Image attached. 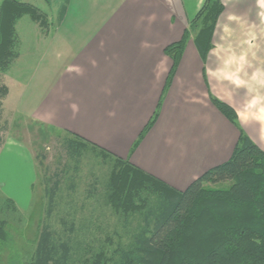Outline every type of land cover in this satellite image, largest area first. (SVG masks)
<instances>
[{
    "label": "crops",
    "instance_id": "1",
    "mask_svg": "<svg viewBox=\"0 0 264 264\" xmlns=\"http://www.w3.org/2000/svg\"><path fill=\"white\" fill-rule=\"evenodd\" d=\"M102 1L107 14L90 24L95 29L77 62L66 65L29 116L75 132L178 189L227 160L237 141L239 130L210 93L233 107L242 130L264 150V0H221L205 59L190 34L165 89L172 60L164 47L180 39L204 0ZM64 26L65 18L55 38H64ZM158 102L156 121L131 150Z\"/></svg>",
    "mask_w": 264,
    "mask_h": 264
},
{
    "label": "trees",
    "instance_id": "2",
    "mask_svg": "<svg viewBox=\"0 0 264 264\" xmlns=\"http://www.w3.org/2000/svg\"><path fill=\"white\" fill-rule=\"evenodd\" d=\"M222 10L221 0H204L180 39L164 47V53L172 60L164 89L173 77L190 34L205 59ZM24 15L41 27L48 23L45 12L29 2L0 0V78L18 56L16 23ZM7 91L6 84L0 81V116ZM209 99L237 127L239 135L227 160L206 169L183 189L75 132L61 129L63 135L58 140L65 158L61 168L43 178L47 215L51 218L58 209L61 211L57 195L63 176L71 169L78 172L89 151L97 162L108 165V172L103 182L91 172L94 179L86 191L89 196H94L97 190L103 193L104 204L121 220L124 236L118 234L114 244L107 235L106 242L88 256L74 254L76 238L72 233L77 206L68 202L70 205L63 209L73 207L72 213L59 211L57 215L61 234L57 236L51 222L44 224L34 256L26 264H264V150L242 130L233 107L211 93ZM158 113L159 102L131 150L154 124ZM4 128L1 123L0 131ZM36 157L42 165L39 154ZM44 168L45 172L47 167ZM76 177L70 176L66 184L72 194ZM6 235L4 220L0 219V240L6 239Z\"/></svg>",
    "mask_w": 264,
    "mask_h": 264
},
{
    "label": "rangeland",
    "instance_id": "3",
    "mask_svg": "<svg viewBox=\"0 0 264 264\" xmlns=\"http://www.w3.org/2000/svg\"><path fill=\"white\" fill-rule=\"evenodd\" d=\"M23 1L45 12L48 23L41 27L28 15L17 21L18 56L0 78L8 88L0 116V124L5 125L0 131V219L4 220L7 233L6 239L0 240V264L29 262L46 223L51 222L59 236L62 227L57 215L61 211V214L72 213L73 207L63 209L70 205L68 202H75L77 206L75 232L72 233L76 238L74 254L88 256L106 242L107 235L114 244L118 234L124 236L121 220L104 204L103 193L97 190L94 196H89L86 191L94 179L91 172L100 182L105 181L108 172V165L97 162L89 151L82 158L78 172L71 169L63 176L61 191L57 195L61 211L58 209L60 212L53 213L51 218L47 215L43 178L62 166L60 163L65 152L58 139L64 128L28 115L38 106L46 91L63 76L66 65L77 62L75 56L95 29L90 24L101 21L107 14L103 10L105 3L102 0ZM63 18L64 38L61 40L54 34ZM66 76L77 81L75 76ZM37 154L43 160L42 165L38 163ZM74 174L77 176L74 180L76 189L72 194L66 184ZM101 188L98 184V189Z\"/></svg>",
    "mask_w": 264,
    "mask_h": 264
}]
</instances>
